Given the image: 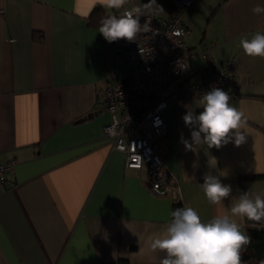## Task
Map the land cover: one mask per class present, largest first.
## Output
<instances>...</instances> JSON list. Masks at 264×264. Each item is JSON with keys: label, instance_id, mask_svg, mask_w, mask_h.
Masks as SVG:
<instances>
[{"label": "crops", "instance_id": "1", "mask_svg": "<svg viewBox=\"0 0 264 264\" xmlns=\"http://www.w3.org/2000/svg\"><path fill=\"white\" fill-rule=\"evenodd\" d=\"M156 3L168 19L170 0ZM256 5L264 0H193L182 15L195 80L235 57L239 88L224 91L244 113L246 140L188 150L183 116L203 111L199 98L168 101L159 154L179 188L174 200L155 194L146 168H127L104 136L111 118L103 88L129 70L113 63L112 44L98 32L112 10L92 0H0V164L16 160L0 182V264H160L165 254L149 245L176 201L207 222L243 191L264 196V59L237 47L264 26ZM205 175L231 185L224 206L207 201Z\"/></svg>", "mask_w": 264, "mask_h": 264}, {"label": "built area", "instance_id": "2", "mask_svg": "<svg viewBox=\"0 0 264 264\" xmlns=\"http://www.w3.org/2000/svg\"><path fill=\"white\" fill-rule=\"evenodd\" d=\"M193 0H170L172 15L161 20L149 14L153 31L141 33L133 42H111L113 63L129 67L127 74L115 75L103 88L104 108L111 121L103 132L113 147L123 153L127 168L145 167L155 194L179 198L176 179L159 154L161 140L168 128L164 111L168 101L200 98L212 87L236 92L235 57L213 66L198 80L189 65L194 56L188 49V28L182 15ZM148 19L141 17V24ZM16 160L0 164V182H8Z\"/></svg>", "mask_w": 264, "mask_h": 264}, {"label": "clouds", "instance_id": "3", "mask_svg": "<svg viewBox=\"0 0 264 264\" xmlns=\"http://www.w3.org/2000/svg\"><path fill=\"white\" fill-rule=\"evenodd\" d=\"M97 4L112 10L100 20L98 29L109 43L120 39L133 42L141 33L153 31L149 14L160 9L156 0L131 7H125L130 0H92L93 8ZM252 11L264 13V6L256 5ZM142 16L148 17L143 24ZM237 47L249 57L264 59V26L241 36ZM230 99L229 93L218 87L201 95L199 107L203 111L198 115L188 111L183 116L191 130V142L182 141L186 149L194 150L202 145L219 149L229 142L236 146L245 142L244 113L230 105ZM200 187L207 201L215 206H224L223 201L232 194L231 185L222 183L218 176L205 175ZM226 209L223 214L204 222L192 207L175 208L164 230L151 239L150 250L165 254L160 264H245L242 253L251 238L242 223L246 220L252 222L253 227L264 226V196L252 190L243 191ZM260 264H264V260Z\"/></svg>", "mask_w": 264, "mask_h": 264}, {"label": "trees", "instance_id": "4", "mask_svg": "<svg viewBox=\"0 0 264 264\" xmlns=\"http://www.w3.org/2000/svg\"><path fill=\"white\" fill-rule=\"evenodd\" d=\"M95 12V11H94ZM91 15L90 23L95 24L99 21L100 17H93ZM182 207L180 202H175L172 207V211L175 208ZM246 232L250 236V244L246 247L245 251L242 253V259L245 264H260L261 260H264V226L257 225L252 226V222L244 221ZM123 262V261H122ZM126 264V262H124Z\"/></svg>", "mask_w": 264, "mask_h": 264}]
</instances>
